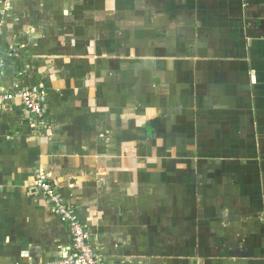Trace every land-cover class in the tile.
I'll list each match as a JSON object with an SVG mask.
<instances>
[{
  "label": "crops",
  "instance_id": "1",
  "mask_svg": "<svg viewBox=\"0 0 264 264\" xmlns=\"http://www.w3.org/2000/svg\"><path fill=\"white\" fill-rule=\"evenodd\" d=\"M0 264H46L65 225L102 264H264V0H0Z\"/></svg>",
  "mask_w": 264,
  "mask_h": 264
},
{
  "label": "built area",
  "instance_id": "2",
  "mask_svg": "<svg viewBox=\"0 0 264 264\" xmlns=\"http://www.w3.org/2000/svg\"><path fill=\"white\" fill-rule=\"evenodd\" d=\"M14 56H16L15 51L0 49V72L5 64L4 57L12 59ZM14 101H18L24 107L32 117L33 124L37 121L40 125L44 123L46 93L40 87L9 92L0 91V105ZM34 186L51 205L53 213L65 225L70 240L67 251H64L59 258L46 264H102L100 255L91 242L89 229L81 222L77 209L66 203L56 186L42 172L35 176Z\"/></svg>",
  "mask_w": 264,
  "mask_h": 264
}]
</instances>
